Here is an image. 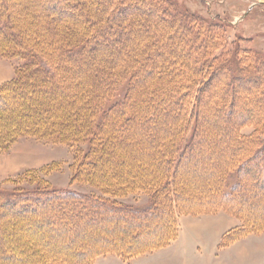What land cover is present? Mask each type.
Masks as SVG:
<instances>
[{"label": "rangeland", "instance_id": "1", "mask_svg": "<svg viewBox=\"0 0 264 264\" xmlns=\"http://www.w3.org/2000/svg\"><path fill=\"white\" fill-rule=\"evenodd\" d=\"M41 1L44 0H0L2 19H5L4 14L8 13L11 14L10 18L14 23L12 28H9V33L0 36V90L5 84L17 79L16 84L9 85L5 90L0 91L2 95L0 99V189L18 191L39 185L51 186L115 199L131 207L149 206L153 201V191L149 189L117 195L116 198L111 197L114 195L111 189L114 164H110L107 168L104 167L103 170L99 167L94 174L87 170L89 167L83 166L84 162L93 165L96 161L92 156H86L93 147L89 138L82 141L80 148L83 153H79L76 139L75 141L68 139L67 133L56 130V126L52 128L51 124H48L42 117L38 119L31 115L22 116L21 120L7 118L20 115L22 110H25L23 104L30 99L27 95L29 91L23 92L14 87L19 84L24 87L26 81L24 82L23 79L27 78L32 67L36 66L35 64L33 66L26 51L31 52L30 47H36L37 44L30 40L28 35H20L18 31L22 30L24 34L36 32L46 37L49 32L55 30L56 25H61V22L51 14L47 15V9L44 5L42 6ZM123 1L124 3H121L118 0V6L114 7L113 0H93V6L85 7V5L82 6L86 3L85 0H75V6L80 5V8L70 9L71 13L62 15L63 20H61L66 23L67 28L92 31L89 36L90 44H88L90 50L96 46L104 48V55H101V58L95 56L94 53L92 60L86 62L87 65L84 61L81 64L86 65L85 70L87 71L95 65H106L111 69L123 66H142V73L134 76L137 94L139 91V94L141 93L143 87L162 85L164 86L163 91L168 92L165 96L169 95V75L172 68L182 63L181 57L183 58L185 53L192 52L194 48L192 38L204 31L182 26L179 22L176 26L169 25L168 21L173 20V16L158 7L153 0L138 1L137 4H133V0ZM106 3H109L106 10L102 11L101 7L98 8ZM175 8L184 14L198 15L210 22L216 21L217 18L225 21L229 42L228 52L231 51L233 43L237 42L243 47L253 48L264 56V0H184V3L179 0ZM136 16L139 18V22L137 21L139 24L137 23L135 30L128 32L126 29V31L112 29L105 33L96 30V26L102 20H112L120 24L121 22L128 23L129 18ZM164 36L167 38L162 41V48L161 45H155L154 50L150 48L146 50L147 42L157 41L159 43ZM243 37L249 40L241 41ZM27 42H30L29 46ZM11 44L15 47H11ZM22 48L26 51L24 52ZM146 53H148L147 56ZM190 54L196 56L194 52ZM66 59L67 63L73 60L70 54L66 55ZM51 64L55 66L54 62ZM186 67V62L183 60L180 70L184 72ZM81 70H75L77 71L75 76L79 79V74H82ZM57 71L60 73V68H57ZM180 75L183 76V73ZM258 80L257 83L249 81L237 84L234 82V85H231L226 75H216L212 82L208 80L202 84L200 98L196 99V103L201 115L204 110L206 114L204 120L198 117L197 125L200 131V127H204L205 132H197V127L191 126L188 138L194 135L193 142L196 145L200 144V147L195 156L185 157L187 150H184V155L181 157L182 164L179 165L186 184L185 195L191 201L188 205L194 209L186 213L175 210L179 227V234L176 238L163 248H156L135 257L122 258L112 253L99 255L93 264H264V228L258 231L249 229L252 219L255 218L257 221L263 219L264 221V190L259 187V195L253 193L251 197H247L240 191L238 202L236 204L231 202L233 209L217 206L210 208L216 202H211L208 200L211 198H207L208 195L217 192L216 183L219 176L224 173L223 171L226 173L224 188L231 190L236 183L235 170L227 171L228 161L234 159L232 151L237 145L232 144L229 131L236 124L240 128L241 135L250 136L255 130L254 120L264 116V101L259 107H253L248 102L254 94H259L261 90L263 81L261 77ZM130 81L132 77L118 82L113 98L111 96L106 98V107L98 112V119L107 117L106 114L115 101L126 100ZM221 81L227 82V88L223 89ZM130 88L132 89V85ZM258 97L264 100V90ZM220 100H223L225 109L219 113V116H214L212 108ZM143 101L145 102L141 108L142 112H150L149 106L153 108L156 104L159 105L156 100L148 102V99H143ZM164 104H168V108L172 110L171 102L162 101L161 105L164 106ZM183 107L193 109V105L188 104L187 99L184 100ZM164 114L162 117L155 115L161 122L158 130L150 129L149 125L147 133L144 128L138 131L139 136H146L144 138L149 136L145 139L148 145H152L151 137L155 140L156 134H162L166 138L174 135L169 119ZM229 125L230 129L227 128ZM201 139L202 143H199ZM243 149L246 150L245 147ZM151 150L152 146H150ZM145 153L149 154L147 150ZM125 154L128 155L127 149H125ZM146 154L139 153L137 158H133L136 159L135 164L138 165L139 161H148ZM255 159L250 165L252 169L260 167V157L257 156ZM242 175L245 186H249L250 183L253 185L255 179L252 178L251 173L244 171ZM178 176H180L179 172ZM260 196L261 198H258ZM236 210L245 215H240ZM90 212L94 213L91 221ZM81 214L85 219L79 220V223L75 217L73 221L71 220L70 212L66 213L67 217L62 220L63 224L60 220L57 221L65 229L68 227V221L74 222L75 229L72 233L68 232L69 234H59L57 230L62 229L61 226L56 228L50 222L42 223L40 227L27 225L21 228L19 226V230H15L17 226L11 223L8 224V228L4 227L5 229L1 226L0 259L11 262L17 258L16 260L23 262L27 259L32 260L39 256L50 255L60 246L58 253L62 256L70 254L74 255L73 258L82 260L91 249L98 248L100 242H117L122 237L126 241L132 231H135L132 237L138 246L142 247L148 242L161 239L170 226L168 216L163 215L154 220L144 219L145 215L143 217L130 216L131 218H128L124 224L118 222L114 228L108 221L105 226H101L98 218L101 214L99 212L97 214L93 209L83 211ZM182 226L183 237L177 244ZM76 230L81 231L79 235H76ZM5 234L9 236H7L8 242H13L16 246L10 254H5L3 250ZM82 239L86 244L90 242V250L81 249ZM225 239L227 243L223 245L222 242ZM33 248L42 249L35 253Z\"/></svg>", "mask_w": 264, "mask_h": 264}, {"label": "trees", "instance_id": "2", "mask_svg": "<svg viewBox=\"0 0 264 264\" xmlns=\"http://www.w3.org/2000/svg\"><path fill=\"white\" fill-rule=\"evenodd\" d=\"M85 1L86 3L82 6H93V0ZM113 1L115 7L118 0ZM119 1L124 3L123 0ZM138 1L149 2L151 0H133V4H137ZM153 1L158 7L173 16L174 19L168 21L169 25L176 26L179 22L182 26L204 31V33L201 32L200 35L198 34L192 38L194 48L190 53L194 52L196 56H192L189 52L185 53L184 57H181L182 63L176 64V67L172 68L169 75V95L165 96L168 92L163 91L164 86L162 85L143 87L141 93L139 94V91L137 94L134 76L142 73V66H123L111 69L106 65H95L89 71L85 70L86 62L92 60L94 53L98 58L104 55V48L96 46L90 50L88 44H90L89 36L92 31H80V29L76 30L73 27L67 28L66 23L62 22V15H68L70 9L76 10L78 7L80 8V5L75 6V0H44L41 1V4L47 9V15L51 14L61 22V25H56L55 30L49 32L46 37H42L36 32L24 34L22 30L18 31L20 35H28L27 37L37 44L36 47H30L32 48L31 52L22 48L31 59L33 66L34 64L36 66L32 67L29 76L23 79L24 82L26 81L24 87L21 84L15 85V87L13 85L16 90L29 91L27 95L30 96V99L27 100L26 104H23L25 110L23 109L22 112L20 110V115L7 117L10 120L14 118L21 120L22 116L30 115L38 119L42 117L48 124H51L52 128L56 126V130L67 133L68 139L71 138L72 141L76 139L77 146L79 145L77 148L79 153L82 152L80 144L83 140L89 138L93 143V147L86 156H92L96 161L93 165L84 162L83 166L89 167L87 170L94 174L97 168L100 167L103 170L104 167L107 168L110 164H114V167H112L113 185L111 186L114 195L111 197L116 198L132 191L149 189L153 191L152 203L146 207H131L111 198H103L66 188L43 187L42 185L22 188L18 191L0 189V227L8 228V224L11 223L15 224V227L17 226L15 230H19V226L21 228H25L27 225L40 227L39 225L42 223L47 224V222H50L56 228L61 226L62 229L57 230L59 234H67L74 231V222L68 221V227L65 229L57 221L60 220L63 224L62 220L66 219V213L70 212L71 220L73 221V217H75L79 223V220L85 219L81 213L93 209L97 214L98 212L101 214L98 217L101 226H105L106 221H108L115 228L118 222L124 224L128 218H131L130 216L134 215L142 217L145 215L144 219L151 220L163 215L169 218V230L165 231L161 239L158 238L156 242H148L142 247L138 246L132 237L133 233H136L135 231H132L130 237H127L126 241L128 242L123 237L124 242L122 239L112 243L104 241L100 242L98 248L94 250H90V242L86 244L82 239L81 249L90 250L82 260L75 259L73 258L74 255L70 254L62 256L61 253H58L59 246L50 255L39 256L32 260L27 259L23 262L16 260L17 258L11 260V262L0 259V264H93L95 259L103 254L112 253L122 258H128L165 247L179 234L175 210L186 213L194 209L188 205L191 201L185 195L186 184L183 181V172L180 170L179 165L182 164L181 157L184 155V150H187L185 157L195 156L200 147V144H194V135L188 138L191 126L197 127V132H205L204 127H200L201 131L199 130L197 120L198 117L204 120L206 110L201 115L200 108L196 103V99L200 98V88L204 81L209 80L212 82L216 75H226L232 85L234 82H237V84L249 81L257 83L261 77L263 84L259 94H254L248 102L253 107H259L263 104L264 100L258 97L264 90V56L260 52L251 47H243L241 43L237 42L233 43L231 51L228 52L229 42L225 30L227 26V24H224L225 21L223 22V20L217 18L216 21L210 22L198 15L184 14L177 10L178 8H175V4L179 0ZM182 2L184 3V0ZM108 6L109 3H106L98 6V8L101 7L100 9L103 11ZM123 9L126 8L123 7ZM4 15L5 19H2L0 14V36L9 33V28H12L14 24L10 18L11 14ZM137 17L129 18L128 23L121 22L120 24L112 22V20H99L96 30H100L102 33L112 29L127 30L129 32L135 30L139 22ZM167 37L164 36L159 43L157 41L155 43L152 41L147 42L146 50H154L155 45H161L162 48V41ZM248 40L244 37L241 39V41ZM29 43L27 42L28 46ZM11 47L14 48L15 46L11 44ZM67 54H70L73 58L69 63L66 59ZM183 60L187 65L184 72L180 70ZM52 61L55 66H52ZM82 61L85 62V66L81 64ZM57 68H60V73ZM75 70L82 71V74H79L80 79L75 76L77 72ZM181 72L183 76L180 75ZM83 76L86 77L83 78ZM131 77L130 85H132V89L129 85V94L126 100L119 99L115 101L112 107L109 108V112L106 114L107 117L98 119V112L106 107V98H110V96L113 98L118 82L125 78L131 79ZM16 81L17 79L5 84L0 91L5 90L9 85L16 84ZM220 84H223V89L227 88V82L221 81ZM1 98L2 95H0ZM143 99H148V102L156 100L159 105L154 104L155 107L153 108L149 106L150 112H142L141 108L145 102ZM186 99L188 104L193 105V109L192 107L184 109L183 102ZM162 101L164 103L171 102L173 104L172 110L168 108L169 103L162 106ZM222 101L220 100L212 108L214 116H219V113L225 109ZM156 114L159 117H162L163 114L166 118L168 117L174 135L166 138L162 134H156L155 140L151 137L152 145H148L145 139L149 136L147 138H144L146 137L144 135L139 136L138 131L144 128L147 133L149 125L150 129L155 128L158 130L161 122L155 116ZM230 122L232 126V120ZM231 126L229 125L227 128L230 129ZM254 126V133L250 136L241 135L240 128L236 124L230 129L231 142L233 145L237 144L239 150L234 146L232 151L234 152V159L228 161L227 171L235 170L236 183L231 190L224 188L226 173L223 171L224 173L219 176L216 183L217 192H213L207 197L211 198L208 199L211 202H216L210 208L217 206L224 209H233L231 202L235 204L238 202L240 191L247 197H251L253 193L258 194L259 187L264 190V116L261 119L256 118ZM204 140L206 139L204 138ZM199 143H202V139ZM150 146H152L151 151ZM244 147L246 150L243 149ZM125 149L128 150V155L125 154ZM145 149L148 151V155L145 153ZM139 153L146 154L148 161H139L137 165L135 164L136 159L133 158H137L136 156H139ZM257 156L260 157V167L257 166L252 169L250 165L254 163ZM244 171L252 174V178L255 179L253 185L250 183L249 186H245L242 181ZM178 172L180 176H178ZM251 189L252 191H250ZM258 198H261V196ZM236 211L240 215H245L238 210ZM52 212L54 214H51ZM90 213L89 219L91 221L94 218V213ZM105 218L108 219L105 220ZM249 226V229L258 231L264 228V221L263 219L257 221L254 218ZM80 232L75 231L76 235H79ZM7 236L6 234L5 237L3 236L5 238L3 250L5 254H10L16 249V246L13 242H8L9 236ZM222 243L223 245L227 243L226 239ZM40 249H37L38 252ZM33 250L37 253L36 248H33Z\"/></svg>", "mask_w": 264, "mask_h": 264}, {"label": "crops", "instance_id": "3", "mask_svg": "<svg viewBox=\"0 0 264 264\" xmlns=\"http://www.w3.org/2000/svg\"><path fill=\"white\" fill-rule=\"evenodd\" d=\"M182 235H183V226H182V232H181V235H180L178 241L176 242L177 244L180 242L181 238L183 237Z\"/></svg>", "mask_w": 264, "mask_h": 264}, {"label": "bare ground", "instance_id": "4", "mask_svg": "<svg viewBox=\"0 0 264 264\" xmlns=\"http://www.w3.org/2000/svg\"><path fill=\"white\" fill-rule=\"evenodd\" d=\"M26 263V262H25ZM9 264V263H8ZM17 264V263H16Z\"/></svg>", "mask_w": 264, "mask_h": 264}]
</instances>
